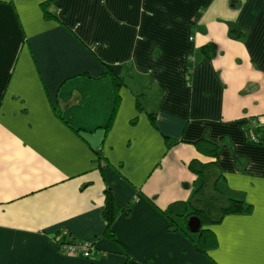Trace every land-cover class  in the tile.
Masks as SVG:
<instances>
[{"label":"crops","instance_id":"crops-1","mask_svg":"<svg viewBox=\"0 0 264 264\" xmlns=\"http://www.w3.org/2000/svg\"><path fill=\"white\" fill-rule=\"evenodd\" d=\"M106 69L123 86L105 132ZM259 118L264 0H0V264H264ZM202 139L219 146L220 191L253 207L207 227L205 253L157 209L189 200ZM69 239L92 241L89 258L61 253Z\"/></svg>","mask_w":264,"mask_h":264},{"label":"trees","instance_id":"trees-1","mask_svg":"<svg viewBox=\"0 0 264 264\" xmlns=\"http://www.w3.org/2000/svg\"><path fill=\"white\" fill-rule=\"evenodd\" d=\"M46 3L41 5L43 17L45 19L51 18L45 8ZM235 38H240V33L233 31ZM216 47L209 44L201 47V53L205 58H212L216 55ZM105 76L109 77L113 90V103L106 125L103 127L105 132L113 125V121L119 109L120 97L119 90L123 86L122 80L115 76L110 70L105 71ZM137 112H142L143 109L138 101H135ZM55 115L61 119V112L55 110ZM151 119L153 115L149 116ZM135 120V119H134ZM254 131L256 137L260 139L256 145H264V124L259 125ZM249 140V139H248ZM174 144V143H173ZM199 154L206 159L201 162L198 159H192L188 163V169L195 176L192 184L191 196L188 201H176L168 204L164 209L157 208L168 221L167 230H177L174 220L180 219L183 224L191 217L198 218L200 228L195 235H191L185 228L184 232L190 236L192 243L197 252L205 253L207 250L216 246V238L214 233L207 227L220 222L223 218L229 215H249L252 213L253 207L242 201L226 197L219 189L218 183L222 181V175L216 169V156L218 154L219 146L206 139L196 141L193 144ZM211 159H214L211 161ZM121 212V209L116 205L110 190L104 193V207L102 216L105 222V229L103 237L114 241L115 236L112 231V225ZM63 239L68 237V234L61 233ZM195 237V238H194ZM72 238V237H69ZM72 240V239H69ZM68 241V240H67ZM82 256V255H80ZM90 256V255H89ZM89 256L84 258H89ZM129 264V263H127Z\"/></svg>","mask_w":264,"mask_h":264},{"label":"built area","instance_id":"built-area-1","mask_svg":"<svg viewBox=\"0 0 264 264\" xmlns=\"http://www.w3.org/2000/svg\"><path fill=\"white\" fill-rule=\"evenodd\" d=\"M264 124V120L261 121H251V128H249V136L248 139L251 143L257 144L260 139L255 136L253 129H256L259 125ZM63 234H67L65 231ZM58 249L61 253H65L68 255L77 254L87 257L90 255L91 248L93 249V242L90 240H68L61 241L58 243Z\"/></svg>","mask_w":264,"mask_h":264},{"label":"water","instance_id":"water-1","mask_svg":"<svg viewBox=\"0 0 264 264\" xmlns=\"http://www.w3.org/2000/svg\"><path fill=\"white\" fill-rule=\"evenodd\" d=\"M186 227H187L189 232L196 233L200 228V222H199L198 218L191 217L190 219H188V221L186 223Z\"/></svg>","mask_w":264,"mask_h":264},{"label":"rangeland","instance_id":"rangeland-1","mask_svg":"<svg viewBox=\"0 0 264 264\" xmlns=\"http://www.w3.org/2000/svg\"><path fill=\"white\" fill-rule=\"evenodd\" d=\"M254 121L256 120V121H261L262 119L261 118H259V119H253ZM252 120V121H253ZM92 242V241H91ZM58 246V245H57ZM93 246H94V243H93ZM59 248V247H58ZM94 250V248L92 249L91 248V250H90V252H92ZM75 255H77V254H72L71 256H75Z\"/></svg>","mask_w":264,"mask_h":264}]
</instances>
